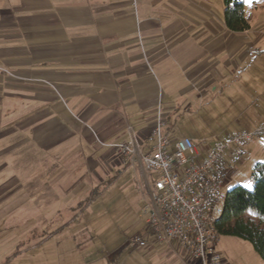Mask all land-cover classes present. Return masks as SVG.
Returning <instances> with one entry per match:
<instances>
[{
	"label": "crops",
	"instance_id": "1",
	"mask_svg": "<svg viewBox=\"0 0 264 264\" xmlns=\"http://www.w3.org/2000/svg\"><path fill=\"white\" fill-rule=\"evenodd\" d=\"M224 9V0H0V177L66 199L110 184L132 169L115 145L128 127L146 142L159 110L171 136L178 124L202 131V113L222 132L259 133L264 21L251 14L248 31L232 32Z\"/></svg>",
	"mask_w": 264,
	"mask_h": 264
},
{
	"label": "rangeland",
	"instance_id": "2",
	"mask_svg": "<svg viewBox=\"0 0 264 264\" xmlns=\"http://www.w3.org/2000/svg\"><path fill=\"white\" fill-rule=\"evenodd\" d=\"M245 1L246 13L263 22L264 0ZM202 114V131L178 124L172 137H189L200 146L204 139L203 145L211 146L226 134H253L242 157L226 170L224 193L237 185L252 190L254 172L264 173V133H254L246 124L225 133L215 119ZM136 175L129 168L114 176L111 185L77 188L67 199L45 195L31 178L24 179L20 191L14 178L0 177V264H198L176 244L153 243L145 190L140 172ZM136 238L147 245L132 244ZM217 249L223 264H264L252 244L237 237L220 236Z\"/></svg>",
	"mask_w": 264,
	"mask_h": 264
},
{
	"label": "built area",
	"instance_id": "3",
	"mask_svg": "<svg viewBox=\"0 0 264 264\" xmlns=\"http://www.w3.org/2000/svg\"><path fill=\"white\" fill-rule=\"evenodd\" d=\"M126 133L127 140L115 147L136 176L140 172L153 243L176 244L198 264H223L215 224L224 210L225 174L253 134H228L211 146L189 137L174 140L160 110L146 142L131 127ZM131 242L147 245L138 238Z\"/></svg>",
	"mask_w": 264,
	"mask_h": 264
},
{
	"label": "trees",
	"instance_id": "4",
	"mask_svg": "<svg viewBox=\"0 0 264 264\" xmlns=\"http://www.w3.org/2000/svg\"><path fill=\"white\" fill-rule=\"evenodd\" d=\"M224 5V21L230 31L241 33L251 28L245 0H224ZM253 180L252 190L237 185L225 194L223 214L215 226L220 236L250 242L264 260V173L254 172Z\"/></svg>",
	"mask_w": 264,
	"mask_h": 264
},
{
	"label": "snow or ice",
	"instance_id": "5",
	"mask_svg": "<svg viewBox=\"0 0 264 264\" xmlns=\"http://www.w3.org/2000/svg\"><path fill=\"white\" fill-rule=\"evenodd\" d=\"M245 186H246V187H249V188L251 187V185H245Z\"/></svg>",
	"mask_w": 264,
	"mask_h": 264
}]
</instances>
